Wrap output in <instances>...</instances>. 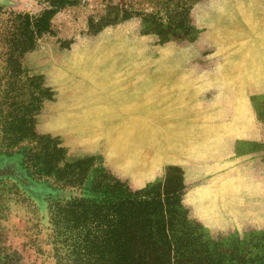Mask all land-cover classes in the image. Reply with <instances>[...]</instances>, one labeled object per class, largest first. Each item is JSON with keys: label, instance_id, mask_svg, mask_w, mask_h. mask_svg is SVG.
<instances>
[{"label": "rangeland", "instance_id": "374dc122", "mask_svg": "<svg viewBox=\"0 0 264 264\" xmlns=\"http://www.w3.org/2000/svg\"><path fill=\"white\" fill-rule=\"evenodd\" d=\"M0 4L35 14L45 2ZM242 4L263 24L264 0H75L51 17V31L21 56L17 77L0 56V264H73L72 251L63 245L64 220L60 214L50 220L53 202L121 197L117 180L139 195L137 211L144 219L137 226L158 228L171 264H233L236 256L264 261V79L230 81L225 71L243 39H235L232 15ZM162 64L172 67L173 81L154 78ZM104 65L107 77L114 71L131 86L171 85L180 78L184 95L169 93L160 125L142 114L141 130L182 125L193 136L190 145L169 160L146 143L139 148L142 164L110 153L103 117L86 110L94 103L90 98L102 97ZM30 77L51 92L35 101L32 130L59 141V166L85 160L78 185H63L55 174L29 177L22 154L9 155L22 145L32 147L29 138L13 141L4 131L12 101L28 100L30 91L36 95ZM69 108L87 124L84 131L64 125ZM112 118L119 123L114 132L131 124L128 116ZM37 166L42 164L32 169ZM19 171L34 188L14 178H22ZM48 184L55 188L49 196Z\"/></svg>", "mask_w": 264, "mask_h": 264}, {"label": "trees", "instance_id": "16d2710c", "mask_svg": "<svg viewBox=\"0 0 264 264\" xmlns=\"http://www.w3.org/2000/svg\"><path fill=\"white\" fill-rule=\"evenodd\" d=\"M44 2L41 10L35 14L7 9L0 4V56L3 57V62L13 78L22 71L19 62L21 56L34 49L36 40L42 34L51 31V17L64 6L75 3V0ZM30 79L34 90L36 89V95L33 96L30 91L28 100L12 101L13 111L9 110V120L4 131L12 135L13 141L29 138L31 140L29 146L32 147L22 145L9 155L17 152L22 154L24 162L29 165L28 168L27 166L24 168L29 177L32 175L39 179L55 174L57 181H62L63 185H78L82 183L79 176L85 160L63 162L62 166H59L58 163L62 159V146L59 141L46 134L38 135L32 130L31 111L34 109V103L38 96L50 98L51 92L47 87L40 86L37 77ZM42 149L45 151L41 152ZM36 164L42 166H37L36 170H33L32 167ZM14 178L28 189L34 188L23 179V174L21 179L16 176ZM116 182L115 187L122 194L121 197H106L99 202H92L83 197L53 202L49 211L50 220L53 222V217L59 214L64 220L63 230L66 234H63V245L66 250L72 251L73 264H171L164 256L166 244L159 239L158 228L146 226L144 222L137 226L144 219L141 212L137 211L141 200L139 195L124 182L118 180ZM48 187L46 195L49 196L50 191L55 188L50 184ZM77 226L79 228L75 232ZM161 235L165 237L164 230H161ZM215 260V264L221 261ZM231 261L233 264H264L263 260L240 256L232 258ZM212 262V260L205 262L204 259L194 264Z\"/></svg>", "mask_w": 264, "mask_h": 264}, {"label": "crops", "instance_id": "0c3cea01", "mask_svg": "<svg viewBox=\"0 0 264 264\" xmlns=\"http://www.w3.org/2000/svg\"><path fill=\"white\" fill-rule=\"evenodd\" d=\"M235 10L232 12L234 21L238 25H235L238 27L234 33L235 39L240 37L243 39L237 50H234L237 53L236 60L229 61L228 63H231L225 66L226 77L230 81L234 80L240 83L249 78L264 79V22L263 24L262 22L257 23L243 4L239 7L236 6ZM259 26L261 28L257 29ZM164 64L155 70L154 78L173 81L175 76L172 74V67H167V65L163 67ZM107 65H104L102 72L104 78L100 87L103 92L102 97L101 99L96 96L90 98L89 101L93 99L94 103L89 102L92 106L86 110L98 117H103L101 129L111 136L110 153L116 154L126 161L131 162L132 160L134 163L142 164L145 161V155L139 148L143 149L147 143L151 148L154 147V154L157 156L164 153L167 158L170 157L169 160H173L176 155L190 145V140L193 137H189L191 132L182 125H175L176 127L172 128V131L153 124L151 127L141 130V115L148 113L151 118H158L155 123L160 125L166 117L169 93L173 91L179 97L185 93L181 79L178 78L171 85L167 82L154 81V85L151 87L144 83L131 86L129 79L125 78L121 82L120 76H115L114 71L111 72V76L109 74L107 77L105 72ZM88 84L92 85V83H87V86ZM158 91L161 92V95H158ZM96 103H101L100 108L95 106ZM68 110V113H64L65 118L69 120L64 124L67 129L71 127L76 131H84L87 124L82 119H78L79 116L75 109L69 108ZM112 116H128L131 118V124L122 125L120 129L118 127L117 132H114V127L119 123L112 122ZM149 160L153 163L155 160L153 154Z\"/></svg>", "mask_w": 264, "mask_h": 264}]
</instances>
